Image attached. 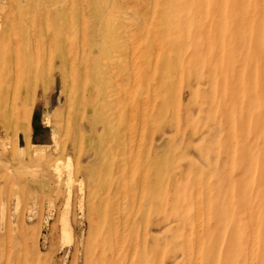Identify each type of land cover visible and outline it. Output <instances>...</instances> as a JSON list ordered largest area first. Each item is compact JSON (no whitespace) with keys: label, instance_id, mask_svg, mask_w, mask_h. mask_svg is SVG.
Segmentation results:
<instances>
[{"label":"rangeland","instance_id":"obj_1","mask_svg":"<svg viewBox=\"0 0 264 264\" xmlns=\"http://www.w3.org/2000/svg\"><path fill=\"white\" fill-rule=\"evenodd\" d=\"M133 1L129 5L126 0H0V56L4 58L3 63L0 61V72L6 59L11 58L13 65L5 71L4 77L9 81L0 87V264H115L116 261V264H189L190 260L193 264L196 252L200 253L202 264H264V179L260 170L264 167V74L260 73L261 64L264 65V0H227L225 6L231 13L229 16L227 11L225 13L228 18L222 37L219 35L222 28H217L220 17L217 10L224 0H154L155 12L170 16L167 27H162L158 21L167 31L162 37H167L169 48L165 51L164 45L159 47L161 53L157 59L154 37L163 31L156 26L155 16L147 21L144 34L137 33L132 40L136 55L129 53L125 37L122 38V17L128 14L132 20H139L138 0ZM204 15L214 41V47L209 50L204 41L206 29L200 28ZM148 16L151 17L150 12ZM249 18L250 26H247ZM242 34H249L247 41L246 38L238 40ZM220 51L222 57L225 55L221 62L218 61ZM137 53L139 58L135 59ZM148 53L153 54L143 64L145 61L141 59ZM68 54H72L74 62V70L70 71L73 75L69 78L63 72ZM214 54L217 63L213 72L208 60ZM178 61H181L180 66ZM153 62L155 70H152ZM230 62L232 70L228 68ZM122 64H126L128 70L123 69ZM178 66L182 67L181 71L176 69ZM135 71L140 72L138 83L134 87V84L127 86V78L133 79ZM153 71L157 72L156 76L150 73ZM213 74L216 85L211 82ZM143 77L146 80H142ZM233 78L241 79L239 94L247 100V108L244 106L243 110L239 105L231 107L224 101L235 87ZM126 86L128 90L133 87L128 93V103L133 107L124 103ZM113 88L120 89L121 96H114L120 103L116 107L120 111L110 107ZM149 98L154 99L153 102ZM141 123L145 129L140 128ZM156 143L161 146L153 147ZM132 147H141L143 153L146 149L145 154L149 151L150 158L142 152L134 154ZM106 154L111 156L105 158ZM145 157L151 162L146 169L151 172L150 183L159 185L160 189L153 190L151 201L142 202L143 206H148L143 215L138 217L136 213L138 192V196L129 197L136 206L132 207L135 211H128L129 215L118 213L121 201L114 199L119 193L120 174L117 172L126 170L128 158L140 166ZM198 168L206 172L201 173L207 178H202L205 186L199 187ZM195 188L203 193L198 205L193 203ZM205 196L209 201H205ZM247 203L252 204L251 207ZM110 205L114 210H108ZM101 213L105 216L101 218L105 222L103 229H96V225L91 228L90 219L96 224L99 220L96 216ZM109 215L114 219L111 222ZM129 216L138 218L134 227L126 231L125 239L121 240L123 232L120 233L118 243L110 232L111 223L118 221L121 225ZM168 222L170 226L162 230ZM197 224L205 226L204 230L203 227L198 229ZM170 227L173 230L170 231ZM142 228H145L144 235ZM252 230L256 231V236ZM88 236L95 240L91 241ZM207 236H212L217 244L212 240L206 243ZM129 241L139 247L131 248ZM209 247L213 249L212 254L211 250L204 251Z\"/></svg>","mask_w":264,"mask_h":264},{"label":"bare ground","instance_id":"obj_2","mask_svg":"<svg viewBox=\"0 0 264 264\" xmlns=\"http://www.w3.org/2000/svg\"><path fill=\"white\" fill-rule=\"evenodd\" d=\"M129 1V0H128ZM156 2H157V0H155ZM154 0H138V1H136V3L139 5V7H140V10H138V11H141L140 12V16H138L139 17V20L137 19H135L134 20V18H133V20L130 18V15H128V14H125L122 18H124V23L122 24V38L123 37H125V40H126V43H127V50H129V53L131 52V53H133V52H135V54L133 53V55H136V52H137V50L136 51H134L136 48H134V46H133V42H132V40H133V38H135V35L138 33V35L139 34H144L143 33V31L145 30V27H147L148 28V26H146L148 23H147V21L148 20H150V19H154L153 17L155 16L156 17V19H157V23H156V26H159V28L161 27L160 26V24H159V22L158 21H160V23L162 24V27H167V22H168V20H170V16H168V15H158L157 14V12H155V8H156V4L154 5V2H155ZM160 1V0H159ZM223 1V0H222ZM226 1L227 0H224L223 2H222V6H220L219 5V8H218V10H217V14L220 16V17H218V20H217V23H219V24H217V28H222L221 29V31H220V33H219V35L221 36L222 34L224 35V33L226 32L225 31V24H226V19L228 18V16L230 15V13H231V11H229V9H227V7L225 6V3H226ZM232 1V0H231ZM230 1V2H231ZM236 1V0H235ZM240 1V0H239ZM244 1V0H243ZM249 1V0H248ZM248 1H246V3L248 2ZM130 2V1H129ZM129 2L127 3V0H126V3L127 4H129ZM131 2H134L133 0H131ZM130 2V3H131ZM204 2H206V1H204ZM238 2V1H237ZM249 2H251V1H249ZM248 2V3H249ZM125 3V2H124ZM159 3V2H158ZM233 3V2H232ZM247 3V4H248ZM136 4V5H137ZM234 4H235V2H234ZM233 4V6L235 7V5ZM238 4H239V2H238ZM237 4V5H238ZM240 4H243L242 2L240 3ZM251 4V3H250ZM130 5V4H129ZM135 5V4H134ZM229 5H230V3H229ZM262 5V4H261ZM86 6V5H85ZM239 6V5H238ZM242 7H243V5H241ZM249 6V5H248ZM247 6V7H248ZM71 7V6H70ZM205 7V6H204ZM232 7V6H231ZM233 7V8H234ZM244 7H246V4H245V6ZM130 8V7H129ZM206 8V7H205ZM241 8V7H240ZM250 8H252V6L250 7ZM165 9V8H164ZM243 9V8H242ZM245 9V8H244ZM206 10V9H205ZM204 10V11H205ZM238 10H240V9H238ZM256 10V9H255ZM57 12L59 11V10H56ZM226 11L228 12V16H225V13H226ZM247 11H250V10H247ZM246 11V12H247ZM150 12V16L151 17H149L148 16V13ZM243 12V11H242ZM263 12H264V10H263ZM262 12V13H263ZM126 13H128V12H126ZM134 13L136 14L137 12H135L134 11ZM155 15H154V14ZM204 13H206V12H203V14ZM239 13V12H238ZM243 13H245V12H243ZM248 13H250V12H248ZM247 13V14H248ZM134 14V15H135ZM246 14V15H247ZM137 15V14H136ZM241 15H242V13H241ZM147 16L149 17V18H147ZM215 16V15H214ZM135 17V16H134ZM237 17V16H236ZM235 17V18H236ZM238 17H241L240 15L238 16ZM248 17H249V15H248ZM69 18V17H68ZM67 18V19H68ZM136 18V17H135ZM234 18V19H235ZM256 19V18H255ZM71 20V19H70ZM231 20H233V19H231ZM240 20V19H239ZM137 21V22H136ZM251 20H250V18L249 19H247L246 20V23H247V26L249 25L250 26V24H249V22H250ZM11 23V22H10ZM136 23H137V25H136ZM150 23V22H149ZM244 23H245V21H244ZM130 24H133V26H136L137 27V30H135L136 28H134L132 25H131V27L133 28L132 30H130L129 29V27H130ZM188 25V24H187ZM139 26H141V28H139ZM209 22H208V20H207V16H203L202 17V24L200 25V28L201 29H206L204 32H205V43L207 42V44H206V46H207V48H208V50L209 49H211V48H213L214 47V41H213V39H212V35H211V33H210V31H209ZM241 26H242V24H241ZM246 26V27H247ZM160 28V29H162V31L163 32H161V33H159V36L158 37H154V40H155V45H156V55L154 56L156 59L157 58H159V53H161V51H159V47L160 48H162L163 47V45H164V50L165 51H168V48H169V46H168V41H167V37H165V35H164V37H162L163 36V34L165 33V32H167V31H164L165 29L164 28ZM245 27V28H246ZM185 28V27H184ZM72 29V28H71ZM140 29H143V30H140ZM159 29V30H160ZM173 29V28H172ZM187 29V28H186ZM249 30V29H248ZM147 31V30H146ZM146 31H145V33H146ZM187 31V30H186ZM228 31V30H227ZM250 32V31H249ZM83 33V32H82ZM243 33V32H242ZM248 33V32H247ZM174 33H172L171 35H173ZM186 34L187 33H185V36H186ZM169 35H170V33H169ZM261 35V34H260ZM147 37V36H146ZM146 37H144V38H146ZM187 37V36H186ZM222 37V36H221ZM221 37H220V39H221ZM143 38V37H142ZM157 38H159V39H157ZM246 38V41H247V39L249 38V34H242V38H238V40H244ZM186 39H188V38H186ZM219 39V38H218ZM183 40V39H182ZM206 40H208V41H206ZM222 40V39H221ZM221 40H220V42H221ZM230 40V39H229ZM153 41V40H152ZM178 41H180V40H178ZM135 42V41H134ZM141 42V41H140ZM183 42V41H182ZM185 42V41H184ZM187 42V41H186ZM230 42V41H229ZM16 43V42H15ZM144 43V42H143ZM219 43V42H218ZM235 43V42H234ZM138 44V43H137ZM152 44V43H151ZM154 44H153V46H154ZM176 44V43H175ZM183 44V43H182ZM181 43H180V45H182ZM186 44V43H185ZM204 44V43H203ZM179 44L177 45V47L178 46H180ZM187 46H188V44H187ZM215 46H216V44H215ZM13 47V46H12ZM33 47V46H32ZM136 47V46H135ZM185 47V46H184ZM16 48V47H15ZM138 48V47H137ZM176 48V47H175ZM181 48V47H180ZM229 48V47H228ZM37 48H35V50H36ZM125 50H126V48H124ZM218 49V48H217ZM82 51L81 52H83V50L84 49H81ZM147 50V49H146ZM145 50V51H146ZM214 50H215V48H214ZM247 50H249L248 48H247ZM246 50V51H247ZM34 51V50H33ZM123 51V53H125L126 54V52L124 51V50H122ZM122 51H121V53H122ZM199 51V50H198ZM197 51V52H198ZM225 51H226V49H225ZM245 51V52H246ZM17 52V51H16ZM80 52V53H81ZM153 52V51H152ZM216 52V51H215ZM122 53V54H123ZM130 53V54H131ZM163 53V52H162ZM250 53V52H249ZM12 54H13V52H12ZM34 54V53H33ZM79 54V53H78ZM83 54V53H82ZM82 54H80L79 56H82ZM121 54V55H122ZM129 54V55H130ZM139 53H137V56H135V59H138L139 57V55H138ZM153 53H148L147 54V57H146V55L145 56H143V58L141 59V62L144 60L145 62L143 63V64H145V63H147V60L148 59H150L149 57L152 55ZM223 54H225L224 52H223ZM14 55V54H13ZM12 55V56H13ZM86 55V54H85ZM127 55H128V51H127ZM208 55V54H207ZM244 55H245V53H244ZM77 56V55H76ZM84 56V55H83ZM124 56V55H123ZM225 56V55H224ZM223 56V57H224ZM10 57V56H9ZM72 54H68L67 55V57L64 59V62H65V64H66V66L64 65V67H63V72L65 73V75L69 78L70 76H72L73 75V73L72 72H70V71H73L74 69L72 68V67H74V62L73 61H71V59H72ZM115 58H116V56H114ZM113 57V58H114ZM120 57V56H119ZM130 57V56H129ZM161 57H162V55H161ZM164 57V56H163ZM219 62H221L222 61V59H223V57H222V55H221V51H220V54H219ZM14 58V57H13ZM17 58V57H16ZM81 58V57H80ZM125 58V57H124ZM123 58V59H124ZM215 58H216V54H214V56H210L209 57V60H208V63L210 64V68H211V70L214 72L215 71V69H214V67H215V65H216V63H215ZM0 61L3 63L4 62V58L2 57V56H0ZM11 59V58H10ZM10 59H8V61H7V59H6V62H5V64H3L2 65V67H1V72H0V81H2V84H0V87H2L3 85H4V83H6L7 84V82L9 81L8 80V77H7V79H5V74H6V70L7 69H12L11 68V65H12V62L10 61ZM18 59V58H17ZM78 59V58H77ZM76 59V60H77ZM82 59V58H81ZM119 58H117V60H118ZM126 59V58H125ZM131 59V58H130ZM225 59V58H224ZM80 60V59H79ZM105 60V59H104ZM122 60V59H121ZM129 60V59H128ZM163 60V59H162ZM262 60H263V57H262ZM14 61H15V59H14ZM18 61H19V59H18ZM80 61H82V60H80ZM133 61V60H132ZM237 61H239V60H237ZM7 62H9V63H7ZM41 62V61H40ZM136 62V61H135ZM154 62H156V60L154 61ZM154 62H153V64H152V70H155L156 69V65H154ZM179 62V61H178ZM181 62V61H180ZM180 62L178 63V65L180 66ZM236 62V61H235ZM15 63V62H14ZM16 63H18V62H16ZM29 63H31V62H29ZM36 63V62H35ZM85 63H86V61H85ZM118 63V62H117ZM128 63L129 64H131V61L129 62L128 61ZM140 63V62H139ZM239 63V62H238ZM238 63H236V64H238ZM262 63H264V60H263V62ZM11 64V65H10ZM114 64H115V62H114ZM164 64H165V62H164ZM222 64V63H221ZM83 65V64H82ZM109 65H111V64H109ZM123 65V64H122ZM124 65H126V64H124ZM123 65V66H124ZM132 65H137L136 63H134V61H133V63H132ZM163 65V64H162ZM218 65H220V63L218 64ZM262 66H261V74H262V72H263V74H264V71L262 70V67L264 66L263 64H261ZM13 66V65H12ZM146 66V65H145ZM164 66H166V64L164 65ZM163 66V67H164ZM179 66H178V68L176 67V69L178 70V71H181V69L180 68H182V67H180L179 68ZM16 67H18V66H16ZM36 67V66H35ZM111 68L112 67H115V66H110ZM130 67V66H129ZM136 67V66H135ZM135 67H134V69H135ZM147 67V66H146ZM15 68V67H14ZM125 68H127V66L125 67L124 66V68L123 69H125ZM139 68V67H138ZM219 68V67H218ZM228 68H229V70H232V68H233V64H232V62H230L229 64H228ZM236 68V66L234 67V69ZM252 68V67H251ZM15 69H17V68H15ZM15 69H13V70H15ZM117 69V68H116ZM115 69V70H116ZM123 69H121V70H123ZM144 69H146V68H144ZM219 69H221V67L219 68ZM241 69V68H240ZM18 70H19V68H18ZM42 70V69H41ZM83 70H84V68H83ZM83 70H82V73H83ZM114 70V69H113ZM127 70H128V68H127ZM151 70V69H150ZM151 70V71H152ZM186 70V69H185ZM247 70V69H246ZM254 70V69H253ZM129 71H130V68H129ZM138 71H139V69H138ZM184 71V70H183ZM235 71V70H234ZM9 72V71H8ZM18 72V76H19V71H17ZM43 72V71H42ZM101 72V71H100ZM111 72V71H110ZM143 72V70L141 71V73ZM147 72V71H146ZM149 72V71H148ZM220 71H218V73H219ZM240 72H241V70H240ZM75 73V72H74ZM85 73V72H84ZM111 73H113V72H111ZM121 72H118L117 74H120ZM123 73H124V70H123ZM122 73V74H123ZM151 74H152V76H156V71H153V72H150ZM246 73V72H245ZM252 73H254V72H252ZM43 74V73H42ZM121 74V75H122ZM140 74V72L139 73H137L136 71L135 72H133L132 73V75H133V79H130L129 80V78H127L128 79V82H127V86H131V85H133V87L138 83V79H139V75ZM244 74V73H243ZM260 74V75H261ZM28 75V74H27ZM74 75H76V74H74ZM84 75H86V74H84ZM83 75V76H84ZM114 75V74H113ZM128 75V74H127ZM145 75H147L146 73H145ZM149 75V74H148ZM234 75V74H233ZM253 75V74H252ZM17 76V80H18V77ZM41 76V75H40ZM120 76V75H119ZM125 77H128V76H126V75H124ZM151 75H150V77H152ZM244 76V75H243ZM254 76H255V74H254ZM252 77V78H254L255 79V77ZM74 77V76H73ZM114 77V76H113ZM112 77V78H113ZM144 77H146V76H144ZM144 77L142 78V80H146V79H144ZM214 74H213V76H211V78H212V83H213V85L217 82V80L216 79H214ZM261 77V76H260ZM33 78V77H32ZM85 78V77H84ZM115 78V77H114ZM124 78V77H123ZM149 78V77H148ZM239 78H241V75L239 76ZM238 78V79H239ZM14 79V78H13ZM22 79V78H21ZM118 79V78H117ZM121 79V78H120ZM126 79V78H125ZM126 79V80H127ZM150 79V78H149ZM254 79L252 80V84L254 85V83H255V81H254ZM69 80V79H68ZM73 80V79H72ZM75 80H77V79H75ZM113 80V79H112ZM125 80V81H126ZM174 80V79H173ZM262 80H263V78H262ZM150 81V80H149ZM151 81H153V80H151ZM233 83L235 84L234 86V88H232L231 90H230V92L226 95V98H224V101H226V103H227V105H229V106H231L232 107V105H234V106H238L239 105V107L241 108V110H243V108H244V106H245V108H247L246 107V101H244V99L241 97V94H239L242 90L241 89H239V87L241 88V79H240V81H237V80H235L234 78H233ZM69 82V81H68ZM71 82V81H70ZM73 82H74V80H73ZM85 82H86V79H85ZM241 84H240V83ZM142 83V85H143V81L141 82ZM144 83H145V81H144ZM152 83V82H151ZM10 84V83H9ZM13 84V83H12ZM70 84V83H69ZM68 84V85H69ZM146 84V83H145ZM144 84V85H145ZM155 84V83H154ZM189 84V83H188ZM239 84H240V86H239ZM262 84H264V83H262ZM72 85V84H71ZM71 85H69V87L71 86ZM73 85H75V84H73ZM123 85H124V83H123ZM216 85V84H215ZM115 86H116V84H115ZM125 86V85H124ZM126 86V90H123L124 91V94H125V92L127 93V95H126V97H124V96H122V97H124L123 99L125 100V98H126V100L124 101V103L126 104V106H132V103L130 104V103H128V101H129V94L128 93H130L131 91H133V87H131V89L130 90H128L127 87ZM139 86H141V85H139ZM12 87V86H11ZM15 87V86H14ZM66 87H68V86H66ZM82 87V86H81ZM155 87V86H154ZM223 87V86H222ZM5 88H7V87H5ZM74 88V87H73ZM139 88V87H138ZM217 88L218 87H216V90H217ZM236 88H238V89H236ZM252 88H253V86H252ZM263 88H264V86H263ZM68 89V88H67ZM112 89V88H111ZM114 89V88H113ZM117 89V88H116ZM116 89H114V90H112L111 92H112V94H113V96H111L112 98H113V100H112V102H110V104H111V108H113L114 110H119L118 108H116V107H118L119 105H120V103L117 101V100H114V96H116L117 98L118 97H120L121 95L119 94V90L120 89H118V90H116ZM210 89H211V86H210ZM213 89H214V87H213ZM71 90V89H70ZM69 90V91H70ZM73 90V89H72ZM108 90V89H107ZM140 90H142V88L140 89ZM140 90L138 89V91L140 92ZM151 90V89H150ZM152 90H154L153 88H152ZM212 90V89H211ZM210 90V91H211ZM263 90V89H262ZM136 91V90H135ZM156 91V90H155ZM252 91H254V88H253V90ZM109 92V91H108ZM122 92V91H121ZM214 92V91H213ZM67 93V92H66ZM123 93V92H122ZM136 93V92H135ZM143 93V92H142ZM151 93H154V92H151ZM151 93H150V95H151ZM212 93V92H211ZM253 93V92H252ZM108 94V93H107ZM111 94V93H110ZM156 94V93H155ZM255 94V93H254ZM153 95V94H152ZM214 95V94H213ZM212 95V96H213ZM254 96V97H253ZM252 97L253 98H255V95H253ZM263 96V95H262ZM121 97V98H122ZM148 97V96H147ZM152 97V96H151ZM251 97V98H252ZM70 98V97H69ZM110 98V97H109ZM134 98V97H133ZM153 98V97H152ZM152 98L150 99L149 98V100H152ZM212 98V97H211ZM213 98H214V96H213ZM135 99V98H134ZM120 100H122V99H120ZM146 100V99H145ZM145 100H141V102L142 101H145ZM154 100V99H153ZM153 100H152V102H153ZM137 101V100H136ZM214 101V100H213ZM237 101V102H236ZM121 102V101H120ZM158 102V101H157ZM138 104H139V101L137 102ZM148 103V102H147ZM146 103V104H147ZM155 103V102H154ZM225 103V102H224ZM238 103V104H237ZM129 104V105H128ZM143 104V103H142ZM149 104V103H148ZM150 104H153V103H150ZM149 104V105H150ZM124 105V104H123ZM158 105V104H157ZM134 106H135V104H134ZM133 107V106H132ZM132 107H131V109H132ZM140 107V106H139ZM109 108V107H108ZM110 108V109H111ZM143 108H144V106H143ZM143 108H142V110H143ZM150 108H151V106H150ZM238 108V107H237ZM109 109V110H110ZM129 109V108H128ZM204 109V108H203ZM109 110L107 111L108 113H109ZM141 110V111H142ZM152 110H153V108H152ZM239 110V109H238ZM120 111V110H119ZM119 111H116V114H117V112L118 113H120ZM123 111V110H122ZM125 111H128L127 109L125 110ZM140 111V112H141ZM143 111H146V109L145 110H143ZM142 113V112H141ZM125 114H127V112H125ZM140 114V113H139ZM149 114V113H148ZM150 114H151V112H150ZM149 114V115H150ZM242 114V113H241ZM248 113H246V115H247ZM141 115V114H140ZM83 116V115H82ZM102 117L101 118H107L105 115H101ZM111 116V115H110ZM120 116H122L121 118H124V113H121L120 114ZM133 116V115H132ZM148 116V115H147ZM114 117H115V115H114ZM113 117V118H114ZM126 117V116H125ZM142 117V116H141ZM149 117V116H148ZM174 117V116H173ZM242 117V116H241ZM116 118V117H115ZM128 118V117H127ZM117 119V118H116ZM247 119V118H246ZM249 119V118H248ZM106 120H108V118L106 119ZM128 120H129V118H128ZM150 120V119H149ZM196 120V119H195ZM194 120V121H195ZM123 121H125V120H122V122ZM146 121V120H145ZM125 122H128V121H125ZM124 124V123H123ZM151 124V123H150ZM65 125H66V123H65ZM125 125H126V123H125ZM124 125V126H125ZM136 124H134V126H135ZM142 125V126H141ZM141 125H140V128H142V129H145L144 128V124L143 123H141ZM149 125V124H148ZM137 126V125H136ZM247 126V125H246ZM264 126V125H263ZM66 127V126H65ZM122 127V126H121ZM126 127V126H125ZM84 128V127H83ZM135 128V127H134ZM139 128V127H138ZM111 129V128H110ZM136 129V128H135ZM125 131V130H124ZM128 130H126V132H127ZM133 131V130H132ZM131 131V132H132ZM144 131V130H143ZM137 132V131H136ZM130 133V132H129ZM139 133V132H138ZM137 133V134H138ZM134 134V133H133ZM142 134H143V132H142ZM127 135V134H126ZM135 135V134H134ZM84 136V135H83ZM138 136V135H137ZM137 136L136 137H133V138H137ZM143 136V135H142ZM105 136H103L102 135V138H104ZM152 137V136H151ZM150 137V138H151ZM160 137V136H159ZM158 137V138H159ZM140 138V137H139ZM156 138V137H155ZM164 136H162V139L164 140ZM167 139V138H166ZM100 142L101 141H103L102 139H101V136H100V139H98ZM106 140V139H105ZM139 140V139H138ZM156 140H158V139H156ZM126 141H127V139H126ZM143 141V140H142ZM135 142V141H134ZM150 142V141H149ZM132 144H133V142H132ZM136 144V143H135ZM134 146V145H133ZM148 146V145H147ZM156 147V148H159L160 146H161V144L160 143H156V144H153V147ZM141 147H142V145H141ZM141 147H132L130 150H133L132 152L134 153V154H139L140 155V153L142 152V150H141ZM216 147V146H215ZM218 147V146H217ZM119 148V147H118ZM127 148V147H126ZM147 148V147H146ZM78 149V148H77ZM142 149H143V147H142ZM203 150V149H202ZM201 150V151H202ZM230 150V149H229ZM106 151H108V150H106ZM115 151V150H114ZM145 151H146V149H145ZM145 151H144V155L145 156H149V151H148V153L147 154H145ZM151 151V150H150ZM191 151V150H190ZM233 151V150H232ZM126 152H127V150H126ZM234 152V151H233ZM203 153V152H202ZM233 154V153H232ZM107 156L105 157V158H108V157H110L109 156V154H106ZM197 155V154H196ZM233 156V155H232ZM81 157V156H80ZM91 157V156H90ZM89 157V158H90ZM120 157V156H119ZM126 157H128L127 155H126ZM129 157H131V156H129ZM134 157L136 158V157H138V155H134ZM143 158V157H142ZM149 158H150V156H149ZM232 158V157H231ZM245 158H246V156H245ZM81 159V158H80ZM85 159V158H84ZM139 159V158H138ZM196 159V158H195ZM213 159V158H212ZM143 160V159H142ZM232 160H233V158H232ZM82 161V160H81ZM133 160L131 159V158H128L127 159V161H126V170H122V171H118L117 173H119L120 175H119V177H120V181L118 182V191H119V193H118V195L116 196V198H114L115 200H119V201H121V207H120V209H118V213H128V215H129V212L130 211H135V210H133L132 209V207L134 206L133 205V203H132V201H131V199H129V197L130 198H133V197H135V196H138V194H137V192L140 194L139 196V200H138V202H137V207L136 206H134V207H136V213H137V215H138V217L140 216V215H143L145 212H146V210L148 209V206H143L144 204L142 203V202H144V200L145 201H147V202H149V201H151L150 200V197L152 196V193H153V190L154 191H159V189H160V187H159V185H157V187L155 186V185H153L152 183H150V176H151V172L149 171V170H146L148 167H150L151 166V162L150 161H148L147 160V158L145 157L144 158V161H143V163H141L142 161H140V164H142V165H138V163L136 164L135 163V161H133ZM91 162V161H90ZM90 162H88V163H90ZM138 162V161H137ZM203 162V161H202ZM97 163V162H96ZM96 163H94V164H96ZM123 163V162H122ZM121 163V164H122ZM120 164V165H121ZM93 165V164H92ZM98 165V164H97ZM96 165V166H97ZM123 165V164H122ZM123 166H125V165H123ZM230 166V165H229ZM256 166V165H255ZM254 166V167H255ZM134 167H135V171H134ZM196 167V166H195ZM199 167H200V165H199ZM202 167V166H201ZM252 167H253V165H252ZM261 169L260 170H263V171H261L262 172V178L264 179V167H260ZM197 169V168H196ZM163 170V169H162ZM192 170H195V169H192ZM199 170L201 171V172H199ZM209 170V169H208ZM109 171H111V170H109ZM161 171V170H160ZM194 172H196V171H194ZM197 173V176H198V178L199 179H197L198 180V184H199V187H201V186H205L206 185V183H205V176H202V174H204V173H206L204 170H201V168H198V172H196ZM195 173V174H196ZM202 173V174H201ZM251 173H253V171L251 172ZM238 174V173H237ZM111 175V174H110ZM113 175V174H112ZM252 175V174H251ZM250 175V176H251ZM228 176V178H229V174L227 175ZM109 177V176H108ZM252 177H253V175H252ZM90 178V177H89ZM202 178H204V179H202ZM210 178V177H209ZM158 179V178H157ZM231 180H232V178H230ZM90 180V179H89ZM183 180H184V178H183ZM206 180H207V178H206ZM209 180V179H208ZM230 181V180H229ZM197 182V181H196ZM208 182V181H207ZM228 182V181H227ZM115 183V182H114ZM126 183H127V185H126ZM201 183V184H200ZM181 184V183H180ZM227 184V183H226ZM230 183H228V185H229ZM149 185H152L153 186V189H151L150 188V186ZM250 185V184H249ZM195 186H197L198 187V185H195ZM230 186V185H229ZM254 186V185H253ZM154 187H156L157 189H155ZM89 188H90V186H89ZM92 188V187H91ZM127 188H128V190H127ZM250 188V187H249ZM105 189H106V186H105ZM117 189V188H116ZM196 189V188H195ZM229 189V188H228ZM251 189V188H250ZM253 189V188H252ZM107 191H108V189H106ZM112 190V189H111ZM140 190V191H139ZM197 191H195L194 192V194L196 195V197L194 198L195 199V201L193 200V203L194 202H196V204L198 205L199 203H200V195H203V193H200V190L199 189H196ZM105 191V190H104ZM130 191V192H129ZM127 192H129V194L127 195ZM188 192H189V190H188ZM204 192V191H203ZM107 193V192H106ZM104 194H105V192H104ZM147 194V195H146ZM193 194V195H194ZM205 194V193H204ZM100 195H101V193H100ZM119 195H120V197H119ZM206 195V194H205ZM90 196H91V193H90ZM104 196V195H103ZM107 196V195H106ZM105 196V197H106ZM264 196V195H263ZM102 197V196H101ZM207 199L205 200V201H209V199H208V196H205ZM91 198H92V196H91ZM91 198H90V202H91ZM248 198V197H247ZM94 199V198H93ZM108 199V198H107ZM202 199V198H201ZM203 199H205V198H203ZM114 200V201H115ZM231 200V199H230ZM230 200L228 201V202H230ZM249 200V199H248ZM247 200V201H248ZM106 200H102V202H105ZM113 201V202H114ZM250 201V200H249ZM93 202V201H92ZM113 202L111 203V205L113 204ZM134 202V201H133ZM253 202V201H252ZM135 203V202H134ZM230 203H232V202H230ZM229 203V204H230ZM264 203V202H263ZM103 204V203H102ZM106 204V203H105ZM204 204V203H203ZM208 204V203H207ZM207 204H206V206H207ZM217 204H218V202H217ZM247 204H249L248 206H250L251 207V205L252 204H250V203H247ZM109 206V209L108 210H110V208H111V210H114V209H112L113 208V206ZM116 206V205H115ZM180 206V205H179ZM194 207H195V205H193ZM203 206H205V205H203ZM205 206V207H206ZM254 206V205H253ZM252 206V207H253ZM258 206V205H257ZM247 207V206H246ZM92 208H93V206H92ZM176 208V207H175ZM178 208V207H177ZM198 208V207H197ZM230 208V210H232L231 209V207H229ZM254 208V207H253ZM263 208V207H262ZM101 209H102V207H101ZM203 209H204V207H203ZM117 210V209H116ZM177 210V209H176ZM196 210V209H195ZM194 210V211H195ZM206 210V209H205ZM229 210V211H230ZM251 210H253V209H251ZM256 210V209H255ZM263 211H264V209H262ZM94 211V210H93ZM92 211V212H93ZM129 211V212H128ZM204 211V210H203ZM207 211V210H206ZM262 211V212H263ZM110 212V211H109ZM249 212V211H248ZM252 212H254V210L252 211ZM259 212H260V210H259ZM113 213H115V212H113ZM194 213V212H193ZM196 213H198V211L196 212ZM195 213V214H196ZM206 213V212H205ZM235 213V212H234ZM264 213V212H263ZM93 214H96V213H92V215ZM102 214V213H101ZM101 214H99V215H97L96 216V219L98 220H100L101 222H99V220H98V222L96 223V224H94L93 223V220L92 219H90L91 220V222L90 223H92L93 225L91 226V228L92 227H94L95 225H96V229L97 228H101V230L103 229V226H104V224H105V222L104 221H102V219L101 218H104L105 216L103 215H101ZM104 214H105V212H104ZM194 214V215H195ZM255 214V213H254ZM253 214V215H254ZM115 215V214H114ZM147 215V214H146ZM207 215V214H206ZM209 215V214H208ZM207 215V216H208ZM231 215V214H230ZM229 215V216H230ZM90 216V215H89ZM111 216H112V214H111ZM110 215L108 216V217H111ZM116 216H117V214H116ZM125 216H126V214H125ZM148 216H149V214H148ZM195 216H197V214L195 215ZM205 216V215H204ZM92 217V216H91ZM90 217V218H91ZM124 217V216H123ZM123 217H122V219H123ZM131 217H133L132 215H131ZM138 217H136L135 216V218H131L130 219V216H129V219H128V217H126L125 218V221H123V223L120 225V224H118L117 222H115L114 223V225L111 223V226H110V232L111 233H113V235L112 236H114L116 239H117V241H118V239H119V237H120V233L121 232H123V234H122V236L120 237L121 238V240H123V239H125L124 238V236H125V234H126V231L128 230V229H130L132 226L134 227V225H135V219L136 218H138ZM146 217V216H145ZM184 217V216H183ZM194 217V216H193ZM119 218V217H118ZM117 218V219H118ZM186 216H185V220H186ZM112 219H113V217H111V220H110V222L112 221ZM121 219V218H120ZM119 219V220H120ZM128 219V220H127ZM147 219H148V217H147ZM104 220V219H103ZM114 220V219H113ZM143 220V219H142ZM190 220V219H189ZM194 220H196V218L194 219ZM200 220V219H199ZM249 220V219H248ZM146 221V220H145ZM147 221H149V220H147ZM198 221V220H197ZM250 221V220H249ZM253 221H255V218L253 219ZM252 221V222H253ZM121 222V221H120ZM119 222V223H120ZM186 222H188V219H187V221ZM207 222V221H206ZM216 222V221H215ZM251 222V223H252ZM140 223H141V221H140ZM142 223H143V221H142ZM153 223V222H152ZM204 224H206L205 222H203ZM251 223H250V225H251ZM256 222H253V224H255ZM186 224V223H185ZM117 225H119V226H117ZM148 225V224H147ZM151 225V224H150ZM188 225V223L185 225V226H187ZM206 225H208V224H206ZM249 225V226H250ZM160 226V225H159ZM170 226V222H168L167 224H165V225H163V227H162V230H165V228H167V227H169ZM189 226V225H188ZM198 226V227H197ZM197 228L198 229H201L202 230V227H203V225H201V224H197ZM140 227H142V226H140ZM147 227V226H146ZM171 227H173V226H171ZM170 227V231H171V229L173 230V228H171ZM219 227V226H218ZM243 227H244V225H243ZM251 227V226H250ZM253 227H255V225H253ZM187 228V227H186ZM195 228V227H194ZM204 228H205V226L203 227V230H204ZM95 229V230H96ZM135 229V228H134ZM141 229V228H140ZM145 228H142V235H144V230ZM149 229V228H148ZM183 229H185L184 227H183ZM197 229V230H198ZM251 229V228H250ZM255 229V228H254ZM253 229V230H254ZM94 230V229H93ZM92 230V231H93ZM151 230H154V229H151ZM188 230H189V228H188ZM234 230V229H233ZM251 231L252 233L254 232V231ZM134 231V230H133ZM133 231H132V233H133ZM136 231V230H135ZM134 231V232H135ZM7 232V231H6ZM168 232V231H167ZM184 232V231H183ZM256 232V231H255ZM255 232L253 233L254 235H255ZM95 233V232H94ZM128 233V232H127ZM140 233V232H139ZM196 233V232H195ZM91 234V233H90ZM89 234V235H90ZM108 234V233H107ZM136 234V233H135ZM197 234H199V233H197ZM230 234H231V232H230ZM101 235V234H100ZM128 235V234H127ZM193 235V234H192ZM253 235V236H254ZM92 236H93V234H92ZM92 236H88L90 239H91V241H93V240H95V239H93L92 240ZM131 236H132V234H131ZM130 236V237H131ZM140 236V235H139ZM167 236V235H166ZM195 236V235H194ZM198 237H200V235H197ZM196 236V237H197ZM213 236V235H212ZM212 236H207V237H205V242L206 243H208L209 241H211L212 240ZM256 236V235H255ZM108 237V236H107ZM137 237V236H136ZM197 237V238H198ZM7 238V237H6ZM96 238V237H95ZM162 238V237H161ZM188 238V237H187ZM197 238L195 239V241L197 240ZM250 238V237H249ZM105 239V238H104ZM129 239V238H128ZM141 239V238H140ZM202 239H203V237H202ZM215 239V238H214ZM190 240H191V238H190ZM230 240H231V238H230ZM254 240V239H253ZM253 240H249L250 242H252ZM8 241V240H7ZM110 241V240H109ZM117 241H115V242H117ZM155 241V240H154ZM153 241V242H154ZM159 241V240H158ZM161 241V240H160ZM159 241V242H160ZM192 241V240H191ZM221 241V240H220ZM112 242V241H111ZM127 242V241H126ZM130 242V241H129ZM136 242H137V240H136ZM146 242V241H145ZM148 242V241H147ZM200 242V241H199ZM214 245H216L217 244V242L215 241V240H212L211 241ZM254 242V241H253ZM118 243H119V241H118ZM131 243V242H130ZM151 243V242H150ZM220 243L221 242H219V245H218V248H219V246H220ZM93 244V243H92ZM95 244V243H94ZM112 244V243H111ZM129 244V243H128ZM127 244V245H128ZM132 244V243H131ZM198 244V243H197ZM254 244V243H253ZM114 245V244H113ZM130 245V244H129ZM128 245V246H129ZM146 245V244H145ZM200 245V244H199ZM199 245H197V247L199 246ZM96 245H94V247H95ZM99 246V245H98ZM101 246V245H100ZM120 246V245H119ZM131 246V248H135L136 246H138V245H130ZM254 246V245H253ZM139 247V246H138ZM211 247H213V246H211ZM248 247H251V246H248ZM96 248V247H95ZM95 248H92V250L93 249H95ZM98 248V247H97ZM99 248H101V247H99ZM252 248H254V247H252ZM252 248H249L248 250H252ZM114 249V248H113ZM121 249V248H120ZM125 250H126V248H124ZM128 249V248H127ZM130 249V248H129ZM138 249V248H137ZM152 249V248H151ZM154 249V248H153ZM199 249V248H198ZM22 250H24V249H22ZM104 250V249H103ZM207 250H211V254L213 253L212 252V250L213 249H211L210 247L208 248V249H205L204 251H207ZM243 250H245V249H243ZM99 251H100V249H99ZM144 251H145V249H144ZM155 251H157V249L155 250ZM198 252H199V250H197ZM18 252V251H17ZM86 252H87V250H86ZM90 252H93V251H90ZM102 252V251H101ZM127 252V251H126ZM130 252V251H129ZM139 252H140V250H139ZM142 252V251H141ZM251 252V251H250ZM88 253V252H87ZM98 253V252H97ZM102 253H104V252H102ZM114 253V252H113ZM120 253H121V251H120ZM132 253V252H131ZM144 253V252H143ZM147 253V252H146ZM166 253V252H165ZM217 253V252H216ZM229 253H231V252H229ZM241 253V252H240ZM247 253V252H246ZM92 254V253H91ZM125 254V253H124ZM123 254V255H124ZM251 254H253L252 252H251ZM86 255H88V254H86ZM108 255H109V253H108ZM128 255V254H127ZM127 255H125V257L127 256ZM135 255H136V253H135ZM144 255V254H143ZM147 255V254H146ZM154 255H157V253H155ZM179 255V254H178ZM189 255V257H191V255H190V253L188 254ZM209 255H210V252H209ZM208 255V257H209V259H210V256ZM218 255V254H217ZM216 255V256H217ZM240 255V254H239ZM238 255V256H239ZM15 256H16V254H15ZM98 256V255H97ZM103 256V255H102ZM102 256L100 257V258H102ZM114 256V255H113ZM142 256V255H141ZM193 256H195V259H192L193 261H192V263L193 264H198V263H201V256H200V253H197L196 252V255H194L193 254ZM247 256V255H246ZM252 256H254V255H252ZM5 257V256H4ZM88 257H90L89 255H88ZM106 257H108V256H106ZM138 257H139V254H138ZM137 257V258H138ZM168 257V256H167ZM219 257H220V255H219ZM239 257H241V255L239 256ZM249 257H250V253H249ZM21 258H23V257H21ZM94 257H92V259H93ZM118 258V257H117ZM127 258V257H126ZM131 258V257H130ZM140 258V257H139ZM211 258H212V255H211ZM258 258V257H257ZM17 259H18V257H17ZM26 259V258H25ZM88 259L89 258H87V260H86V263H88ZM98 259H99V257H98ZM113 259V258H112ZM208 259V260H209ZM214 259H216V258H214ZM240 259V258H239ZM238 259V261H240ZM21 260V259H20ZM23 260V259H22ZM21 260V261H22ZM103 260V259H102ZM101 260V261H102ZM107 260V258L105 259V261ZM114 260V259H113ZM127 260V259H126ZM130 260V259H129ZM142 260H143V258H142ZM144 260H145V258H144ZM149 260V259H148ZM230 260H231V258H230ZM250 260H253L252 259V257L250 258ZM21 261H19V262H21ZM249 261V260H248ZM127 262V261H126ZM125 262V263H126ZM130 262V261H129ZM149 263H150V261H148ZM208 263L210 262V261H207ZM214 262H215V260H214ZM23 263V262H22ZM89 263H91V261H89ZM107 263V262H106ZM117 263V261L115 262V264ZM121 263H124V262H121ZM137 263V262H136ZM139 263V262H138ZM153 263V262H152ZM191 263V260H190V262H189V264ZM216 263V262H215ZM214 263V264H215ZM229 263V262H228ZM247 263V262H246ZM249 263V262H248ZM6 264V263H5ZM14 264V263H13ZM19 264H21V263H19ZM102 264V263H101ZM109 264V263H108ZM135 264V263H134ZM146 264V263H145ZM170 264V263H169ZM202 264V263H201ZM205 264V263H204ZM230 264H231V262H230Z\"/></svg>","mask_w":264,"mask_h":264}]
</instances>
